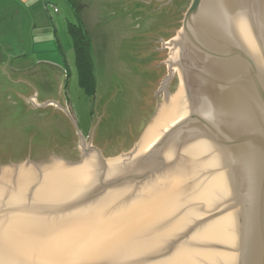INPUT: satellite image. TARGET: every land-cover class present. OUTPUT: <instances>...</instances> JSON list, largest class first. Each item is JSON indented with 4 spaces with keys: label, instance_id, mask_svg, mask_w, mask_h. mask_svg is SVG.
Returning a JSON list of instances; mask_svg holds the SVG:
<instances>
[{
    "label": "water",
    "instance_id": "water-1",
    "mask_svg": "<svg viewBox=\"0 0 264 264\" xmlns=\"http://www.w3.org/2000/svg\"><path fill=\"white\" fill-rule=\"evenodd\" d=\"M170 1L70 0L90 135L68 72L0 53V264H264V0H188L162 39Z\"/></svg>",
    "mask_w": 264,
    "mask_h": 264
},
{
    "label": "rangeland",
    "instance_id": "rangeland-1",
    "mask_svg": "<svg viewBox=\"0 0 264 264\" xmlns=\"http://www.w3.org/2000/svg\"><path fill=\"white\" fill-rule=\"evenodd\" d=\"M60 8V11L49 9L51 19L40 18L39 23L29 21L22 15H17L13 21H0V53L11 59L12 65L17 70L45 64L56 65L53 67L68 72L67 102L72 120L79 124L78 131L81 134L90 135L96 119V102L87 97L78 85L71 39L66 30V20L76 22L78 19L73 17L75 14L68 16L61 5ZM34 23L37 27L45 26V29L39 28L33 31L30 25L33 26ZM50 29L56 31V37ZM40 30L42 32H39ZM56 39L60 42L62 51L58 50L57 46V50L53 49L52 43L56 42Z\"/></svg>",
    "mask_w": 264,
    "mask_h": 264
},
{
    "label": "trees",
    "instance_id": "trees-1",
    "mask_svg": "<svg viewBox=\"0 0 264 264\" xmlns=\"http://www.w3.org/2000/svg\"><path fill=\"white\" fill-rule=\"evenodd\" d=\"M188 0H172L170 1L164 8H165V15L162 17V27H161V32H162V39L168 38V36L170 35V33L173 32V30L177 29L179 27L180 24L174 23V24H169L171 22H174V20L176 19V21L180 20V16L183 13L186 4H187ZM54 11H57V7L52 4L50 6ZM7 5H5L2 10L0 11V21H13L15 19V16L11 15V14H6L5 11H7ZM173 13V17L174 15H176V18L173 20L171 17L167 18V21L169 23H165V19L166 16H169V13ZM84 18H79L76 22H71L68 21L67 22V31L69 34V37L71 39V48L72 51L74 53V61H75V68L77 70V79H78V85L80 88H82V90L85 92V94L87 95V97H89L91 100L93 101H97V79H96V73H95V62H94V58L92 55V38L90 36V34L87 33V31L84 29V25L83 22ZM12 23V22H9ZM11 27V26H10ZM173 28V29H172ZM157 53H159L158 51L156 52H152V54L158 55ZM161 66L156 67V71L158 70V74L160 76L161 71H160ZM157 76V77H159ZM108 100V96L104 95L103 101H107ZM125 109H129L128 107H126ZM151 110V107H150ZM126 113V112H125ZM109 115V112H108ZM126 117H129V115L126 113L125 114ZM139 114L137 113V116ZM151 115V111L144 116L146 120H148L150 118ZM107 116V115H106ZM131 119L129 118V125L130 123H132V121H130ZM137 123V121H136ZM140 124V123H139ZM126 125H127V120H126ZM129 125L127 126L128 129L130 128ZM144 125V123H143ZM141 128H136L135 130H137V132L140 130ZM136 132V133H137ZM129 136L128 133H126L125 136ZM114 148H110L109 150H113Z\"/></svg>",
    "mask_w": 264,
    "mask_h": 264
},
{
    "label": "crops",
    "instance_id": "crops-1",
    "mask_svg": "<svg viewBox=\"0 0 264 264\" xmlns=\"http://www.w3.org/2000/svg\"><path fill=\"white\" fill-rule=\"evenodd\" d=\"M52 4H54L59 11L61 9L60 8V5H61V7L65 10V12L67 11L68 16L69 14H72V15L75 14L74 8L70 5V0H0V11L5 5H7L8 8H7V11H5L6 14H11V15L14 14L13 16L22 15L25 19L29 21L31 20L33 22L35 21L39 23L40 18L47 19V20L51 19V16L48 10L51 9L50 6ZM73 17L76 19H79L77 15ZM67 22L68 20H66V30H67ZM30 28L34 31L35 29H39V28L45 29V26L37 27V24L34 23L33 26L30 25ZM39 32H42V31L40 30ZM50 32H53V29H50ZM53 33H54V36L56 37L55 30ZM52 45H53L54 50H57L58 48V50L62 51V46L57 39H56V42L52 43ZM53 66H56V65H53Z\"/></svg>",
    "mask_w": 264,
    "mask_h": 264
}]
</instances>
